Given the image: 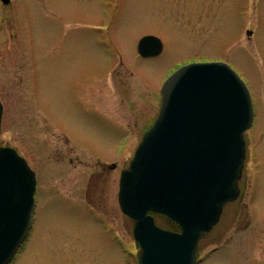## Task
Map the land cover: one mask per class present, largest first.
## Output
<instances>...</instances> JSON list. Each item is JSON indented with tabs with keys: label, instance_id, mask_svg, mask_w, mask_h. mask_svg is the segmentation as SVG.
<instances>
[{
	"label": "rangeland",
	"instance_id": "rangeland-1",
	"mask_svg": "<svg viewBox=\"0 0 264 264\" xmlns=\"http://www.w3.org/2000/svg\"><path fill=\"white\" fill-rule=\"evenodd\" d=\"M144 35L161 40L158 56L137 55ZM206 61L243 79L254 120L242 204L226 206L197 264H264V0L0 3V146L25 158L37 180L32 225L10 264H136L119 175L158 113L166 78Z\"/></svg>",
	"mask_w": 264,
	"mask_h": 264
},
{
	"label": "water",
	"instance_id": "water-1",
	"mask_svg": "<svg viewBox=\"0 0 264 264\" xmlns=\"http://www.w3.org/2000/svg\"><path fill=\"white\" fill-rule=\"evenodd\" d=\"M8 4L10 0H0ZM161 41L142 37L141 56ZM2 105L0 103V120ZM253 108L248 88L226 63H189L161 88V105L119 180L121 212L134 223L137 264H195L197 243L217 223L223 205L239 194L244 132ZM34 172L10 147H0V264H8L32 219ZM152 213L179 230L159 227Z\"/></svg>",
	"mask_w": 264,
	"mask_h": 264
},
{
	"label": "flooded vegetation",
	"instance_id": "flooded-vegetation-1",
	"mask_svg": "<svg viewBox=\"0 0 264 264\" xmlns=\"http://www.w3.org/2000/svg\"><path fill=\"white\" fill-rule=\"evenodd\" d=\"M110 111H114V108H112ZM152 121L153 120H150L149 119V124H147V126H149V125H151V123H152ZM135 125V124H134ZM126 132L129 134V135H131V136H133V132H132V130H129L128 128L126 129ZM241 182H242V180L240 181V183H239V187H240V184H241ZM246 186H247V181H245V184L243 183V186H242V188H240L241 189V195L240 196H238V198L237 199H235V200H233V201H231V202H228L227 204H225L224 205V207H223V210H222V214H221V216L223 215V213H224V209L226 208V206L227 205H229V204H231V203H233V202H240V205L242 204V200H243V198H244V195H245V188H246ZM245 206V205H244ZM221 216H220V218H219V221L217 222V224L208 232V233H210V232H212V230L219 224V222H220V220H221ZM158 219H159V221L161 222V223H164V224H167V223H169V221L166 219V218H164V217H162V216H158ZM207 233V234H208ZM204 236H206V234H204L203 235V237ZM203 237L200 239V241H199V245H200V242H201V240L203 239Z\"/></svg>",
	"mask_w": 264,
	"mask_h": 264
}]
</instances>
